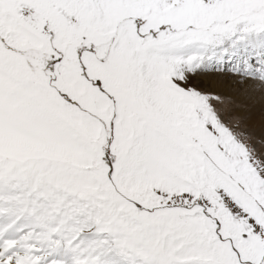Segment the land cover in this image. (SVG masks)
I'll return each instance as SVG.
<instances>
[{"label": "snow or ice", "instance_id": "snow-or-ice-1", "mask_svg": "<svg viewBox=\"0 0 264 264\" xmlns=\"http://www.w3.org/2000/svg\"><path fill=\"white\" fill-rule=\"evenodd\" d=\"M0 264H264V0H0Z\"/></svg>", "mask_w": 264, "mask_h": 264}]
</instances>
